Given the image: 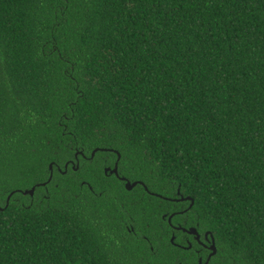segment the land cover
<instances>
[{"label": "trees", "instance_id": "16d2710c", "mask_svg": "<svg viewBox=\"0 0 264 264\" xmlns=\"http://www.w3.org/2000/svg\"><path fill=\"white\" fill-rule=\"evenodd\" d=\"M182 207L264 264V0H0V264H198Z\"/></svg>", "mask_w": 264, "mask_h": 264}, {"label": "flooded vegetation", "instance_id": "af4514ba", "mask_svg": "<svg viewBox=\"0 0 264 264\" xmlns=\"http://www.w3.org/2000/svg\"><path fill=\"white\" fill-rule=\"evenodd\" d=\"M104 151H111L112 150H104ZM95 152V151H94ZM93 152V153H94ZM93 153L91 154V157H87L84 153H77L75 154V161H70L65 168L68 169L69 165H71V167L74 169V167H76L77 169L80 166V157L84 158L85 160H93L95 158V155L93 156ZM116 155L118 156V152H115ZM121 156H118L117 161H115V163H113L111 165V163H105L104 164V171L106 175L112 176L115 175L119 180L123 181L125 183V187H126V183H127V179L120 176V173H115L114 169L116 167H118L119 165V160H120ZM60 170V169H58ZM52 173H53V169H52ZM140 184V183H139ZM138 184V185H139ZM142 185V184H141ZM144 187V189L149 192L151 195H155L158 197H161L160 195L153 193L151 191H149L148 189L145 188L144 185H142ZM185 198H183V196L181 195V193L177 192L176 197L173 199H169L171 201H173L174 203H185V202H189L190 205H193V200H191L190 198H187L189 200H184ZM190 207H188L189 209ZM187 209V208H186ZM186 209H184L182 207L181 210L175 211L173 213L170 214H163L162 215V221L167 224L165 226L161 225V227L157 230L158 233V241L163 240V236H169V241L171 242V244L175 247H179L183 250H190V249H195L197 255H198V264L202 261L203 264L209 259L212 251H211V245H212V241L210 240V238L208 237L209 234H205L202 235L198 232V234L196 235H191L188 232H186L185 230H191L192 227L189 228H185L183 227L184 223H181L180 221H177V217L178 216H183L185 214V212L187 211ZM126 228L129 232L135 233V228L134 226H132V224H127ZM198 231V230H197ZM144 239L149 240L147 237L143 236ZM178 241H181L182 243H178ZM205 254L206 257L203 258L201 256V254Z\"/></svg>", "mask_w": 264, "mask_h": 264}, {"label": "water", "instance_id": "95a60500", "mask_svg": "<svg viewBox=\"0 0 264 264\" xmlns=\"http://www.w3.org/2000/svg\"><path fill=\"white\" fill-rule=\"evenodd\" d=\"M96 152H97V150L93 153V156L96 154ZM52 169H53V165H51V170H52ZM75 169H77V168L75 167ZM114 172H115V173H118V167H116V168L114 169ZM139 183H140V182L132 183V182H130V181H127V183H126V188H127L129 191H131V190H132L133 188H135ZM140 184L144 185L143 183H140ZM144 186H145V185H144ZM145 188L147 189L146 186H145ZM35 190H36V188H33L32 190L25 191L23 194H24V195H31V196L33 197L34 194H35ZM11 196H13V194H12ZM11 196H10L9 199H8V203H9V201H10V199H11ZM184 200H189V199H184ZM0 211H3V210L0 208ZM185 231L188 232V233L191 234V235H196V234H198V231H197V229H195V228H192L191 230H185ZM211 251H212V253H211L209 259H208L204 264H209L211 258L217 254V249H216V246H215L214 240H213V244H212V246H211ZM199 264H203V262L201 261Z\"/></svg>", "mask_w": 264, "mask_h": 264}]
</instances>
